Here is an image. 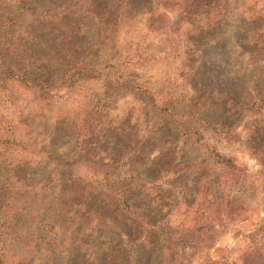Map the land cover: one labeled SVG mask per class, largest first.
I'll use <instances>...</instances> for the list:
<instances>
[{
    "label": "rangeland",
    "instance_id": "374dc122",
    "mask_svg": "<svg viewBox=\"0 0 264 264\" xmlns=\"http://www.w3.org/2000/svg\"><path fill=\"white\" fill-rule=\"evenodd\" d=\"M108 1L113 28L95 26L104 7L77 16L85 8L76 10L78 0H0V47L12 43L4 48V66L46 68L53 93L43 97L16 83L0 90V189L7 196L15 188L23 192L17 200L2 199L0 246L6 264H202L207 258L264 264V141L255 138L264 109L248 102L236 111L226 103L225 88L248 92L251 52L264 68V0H221L216 25L215 3L209 9L193 0ZM79 16L86 30L73 34L78 60L62 61L64 43L58 40L69 39L68 20ZM78 62L111 64L175 112L198 111L199 122L193 124L198 143L162 118L150 101L116 84L110 69L66 94L55 91L64 68ZM260 87L264 92V83ZM200 97L220 102L201 110ZM90 111L96 112L92 123L103 138L96 152L84 137ZM230 134L239 141L221 139ZM253 140L257 147L252 148ZM204 144L233 157L240 174L217 166ZM93 163L109 167L97 173L88 167ZM164 164L169 172L158 177L157 167ZM75 177L103 193L109 180H125L138 191L157 178L152 185L161 192L155 197L166 204L170 224L185 228L178 234L186 245L170 263L167 254L149 246L155 234L66 197ZM52 196L68 202V222L47 215ZM155 197L152 191L150 198ZM202 205H208L203 215ZM81 214L88 224L68 242Z\"/></svg>",
    "mask_w": 264,
    "mask_h": 264
},
{
    "label": "trees",
    "instance_id": "16d2710c",
    "mask_svg": "<svg viewBox=\"0 0 264 264\" xmlns=\"http://www.w3.org/2000/svg\"><path fill=\"white\" fill-rule=\"evenodd\" d=\"M74 1V0H72ZM108 1V0H107ZM106 0H86L85 2L78 0L74 4V7L77 11H80L79 8L81 6H85L83 10L80 12H77V16L82 13H97V11L105 10V16L99 17L98 22L95 23V26L98 25L103 26L104 28H113L116 24V18L111 17V8L109 1ZM197 1L204 3V6L212 9L210 7L211 3H215V6H212L215 10V25L216 20L218 19V15L221 12L220 8V1L221 0H193L192 2L196 3ZM107 2L106 6H103V3ZM73 13V12H71ZM204 13V12H203ZM2 10L0 9V28L2 27V20L1 17ZM75 14V13H73ZM94 15L93 17H95ZM91 17V20L93 19ZM66 22V21H65ZM253 24V23H252ZM11 25V24H10ZM86 30V22L84 19H80V16L78 18L69 19L68 20V33H70L69 39H59L58 41L60 43H64L63 45V54L62 61H65V57L68 56L69 61L78 60V56H76L77 47L78 45H75L72 43L73 40V34H80L81 31ZM254 32V31H253ZM1 36V34H0ZM8 40V39H7ZM259 39H257L258 41ZM3 46H11L12 43L10 42H3ZM6 47H0V90H6L8 87V84L16 83L19 86L24 87L25 89H31L33 92L40 93L43 97H49L53 95V93L50 90V83L48 80H46L47 73L44 72L46 68L39 67L36 68L34 72L30 71L27 68H24L23 65L13 64L11 66H4L6 55L4 54V48ZM248 59L254 60L253 67L249 70V85L250 87H247L248 92L246 94L240 95L238 92L234 91L233 89L226 88V103L229 107L233 108L236 106L235 110L239 111L241 109H244L247 107L248 102L251 103L249 105L250 108L253 109V107L258 105V110L264 109V92L261 90L262 85L264 83V68L259 67L255 63L254 52L250 53L248 56ZM253 58V59H252ZM110 69L113 71V81L122 86L126 87L135 97L147 99L151 102V105L154 107V110L164 119H168L171 121L172 124H174L176 127L179 128L181 133H183L185 136H189L194 143H198V132L197 129L194 127V123L198 124L199 117H198V111H195V113L191 114H179L175 112L170 106H168L160 97L154 95L152 92H150L148 89L143 88L141 85H139L136 80H133L129 77L124 76L121 74L119 70H116L113 65L107 64L103 67H96L88 62H78L75 65L65 67L63 70V73L60 77V80L58 84L53 88L55 91L61 94L68 93L67 91L74 90L78 83L85 80H92L94 78H97L100 76V72ZM209 91V97L211 96L210 90ZM255 98L254 101H252L251 98ZM203 98L200 97V104L199 109L203 110L205 108L209 107L210 104L218 105L219 100H215V104L211 102V99L207 98L204 101H201ZM96 112L90 111L89 118L85 119L83 130L85 131V138L89 140L90 145H92L91 150H94L95 152L99 150V148L102 146L103 138L102 136L96 131L92 121L94 119ZM255 126H258L256 130V140L264 141V121L260 123H256ZM227 143L237 142L239 141L237 136L235 134H230L229 136H224L221 138ZM234 139V140H233ZM236 140V141H235ZM253 140L252 145L254 147H257V141ZM202 145V144H201ZM205 149L208 153H210L211 158L215 161V164L217 166H221L224 169L229 170L233 174H240L242 169L236 164L233 157L226 156L224 154H221L215 147L210 146L208 144H204ZM167 164H164V166L157 167V176L159 177L160 173L166 174L169 172L168 168L166 167ZM91 170L98 172H102L103 169L108 168L106 164L100 165L99 167L96 166V163H93V165L88 166ZM163 168V169H162ZM156 176V175H155ZM156 176V177H157ZM158 180L157 178H153L151 182H149V186L142 185L140 186V189L133 190V188L130 186V183L123 180V182H117L114 180H109V182L106 184L105 188H107V192L103 193L100 188L92 185L90 182H86L82 179H79V177H75L73 179L72 184H70L71 189L68 190V194L66 197L71 196L75 202H87V204H90L91 207H97L100 210H102L101 216L105 217L107 215H111L114 217H121L122 222L127 223V226L133 227V230H140L141 231H147V233L155 234L156 238L148 244L149 246H153L154 249L158 250V252L162 253L164 252L168 256H166V259L171 263L173 260H175L177 255V248H182L186 244L185 242H181L182 239H185L184 236L178 234V232H183L185 228H180L181 226L173 227L172 224L167 220V216L169 215L168 208L165 203L160 202L158 198H156V194H159L161 192L158 185L154 187L152 183L156 182ZM90 183V184H89ZM215 183L211 185L213 187ZM211 187H207V191H211ZM65 188V187H64ZM153 191V196L156 198L155 201L150 198V195ZM16 192V193H14ZM214 193V192H213ZM23 192L19 188H15L12 190H9V196H7L5 193H2L0 189V208H2V199H14L17 200L19 197L22 198ZM30 195H28L29 197ZM48 204L46 207L47 215H51L53 219L60 224L68 222V219L66 218V210L68 206V202L65 199H62V197L58 196H52L48 199ZM208 206V205H207ZM203 206L200 210V214L203 215L206 211V207ZM190 207V206H188ZM208 210V209H207ZM166 211L165 213H163ZM166 216V218H165ZM55 221V222H56ZM77 224L74 225V230H72L69 234V239L72 241H76L77 239V232L81 229V226L83 224H88V220L86 218V214H81L79 216V219L76 221ZM202 228V227H201ZM128 233L129 238H131L133 231ZM195 231V229H193ZM190 231V230H187ZM82 232V231H81ZM82 234V233H81ZM82 237V236H81ZM187 237V236H186ZM5 249L0 246V264H6V256H5ZM144 254V253H143ZM202 264H219L217 261L211 260V259H205L203 260Z\"/></svg>",
    "mask_w": 264,
    "mask_h": 264
}]
</instances>
